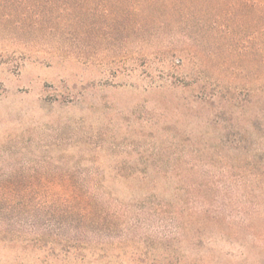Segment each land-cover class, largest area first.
Listing matches in <instances>:
<instances>
[{
    "label": "rangeland",
    "instance_id": "374dc122",
    "mask_svg": "<svg viewBox=\"0 0 264 264\" xmlns=\"http://www.w3.org/2000/svg\"><path fill=\"white\" fill-rule=\"evenodd\" d=\"M194 262L264 264V0H0V264Z\"/></svg>",
    "mask_w": 264,
    "mask_h": 264
},
{
    "label": "trees",
    "instance_id": "16d2710c",
    "mask_svg": "<svg viewBox=\"0 0 264 264\" xmlns=\"http://www.w3.org/2000/svg\"><path fill=\"white\" fill-rule=\"evenodd\" d=\"M258 94H260L258 91H252V96L255 98L256 97V95H258ZM204 223H202V225H203ZM190 264V263H189ZM191 264H196L195 262L194 263H191Z\"/></svg>",
    "mask_w": 264,
    "mask_h": 264
}]
</instances>
